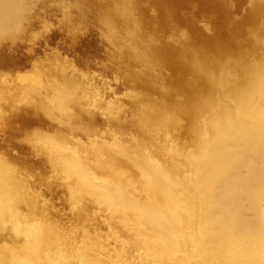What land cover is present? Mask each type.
Wrapping results in <instances>:
<instances>
[{
	"label": "bare ground",
	"instance_id": "bare-ground-1",
	"mask_svg": "<svg viewBox=\"0 0 264 264\" xmlns=\"http://www.w3.org/2000/svg\"><path fill=\"white\" fill-rule=\"evenodd\" d=\"M233 1L74 0L113 81L58 51L0 71V264H264V0ZM50 2L76 25L0 0V61Z\"/></svg>",
	"mask_w": 264,
	"mask_h": 264
},
{
	"label": "rangeland",
	"instance_id": "rangeland-1",
	"mask_svg": "<svg viewBox=\"0 0 264 264\" xmlns=\"http://www.w3.org/2000/svg\"><path fill=\"white\" fill-rule=\"evenodd\" d=\"M66 2L71 5V11L67 14H70L72 23L76 25L66 27V16L59 8L60 4L58 2L48 3L49 5L41 10V12H46L44 21L37 23L27 36L17 40L16 44L19 45L17 49L7 50V53L2 55L1 72L7 75L24 72L31 67L34 60L43 58L46 53L58 51L61 55L72 60L81 70L90 72L91 75H97L99 79L114 80L115 74H117L115 70L118 66L117 58L103 37L104 28L100 24L97 13L92 9L93 11L81 14L74 7V0H66ZM233 2L236 3L235 0ZM247 8L248 4L241 6V10L236 13L237 19L246 12ZM149 13L154 17L157 11L150 10ZM209 19L210 17L207 18V20ZM204 22L206 21L198 20L199 24ZM44 25L46 26L44 27ZM49 28H53L55 33L48 37L43 36L44 30ZM33 34L37 36L34 37ZM34 41L36 44H33ZM30 50H33V56L29 55ZM119 84H123V78L122 81L118 82ZM35 127L39 126H30V128ZM28 155L31 156L32 154L29 153ZM38 158L33 156L35 160ZM53 200L62 213L68 211L60 194H57Z\"/></svg>",
	"mask_w": 264,
	"mask_h": 264
}]
</instances>
